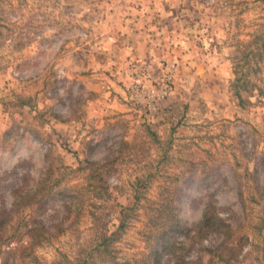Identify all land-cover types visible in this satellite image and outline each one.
<instances>
[{
    "label": "rangeland",
    "instance_id": "rangeland-1",
    "mask_svg": "<svg viewBox=\"0 0 264 264\" xmlns=\"http://www.w3.org/2000/svg\"><path fill=\"white\" fill-rule=\"evenodd\" d=\"M262 43L264 0H0V262L264 264ZM138 61L175 65L156 115ZM207 208L230 238L197 228ZM171 212L189 234L162 237Z\"/></svg>",
    "mask_w": 264,
    "mask_h": 264
},
{
    "label": "trees",
    "instance_id": "trees-1",
    "mask_svg": "<svg viewBox=\"0 0 264 264\" xmlns=\"http://www.w3.org/2000/svg\"><path fill=\"white\" fill-rule=\"evenodd\" d=\"M258 39V37H257ZM264 52V43H262L258 49V54H259V58L260 61L263 62L264 64V59L262 58V53ZM238 82V80H237ZM244 86V85H243ZM235 88L238 89V85L235 84ZM237 99L239 100V103L242 104V95L240 92L236 93ZM140 185V182L137 181L136 182V187L135 188V193L133 195V198L135 200H137L138 197V186ZM130 207H124L123 209H121L120 213L122 216V220L121 222L118 224V226L116 227V229L114 231H112L109 234H104L101 239L99 244L97 245V250H99V253H108L109 252V247L117 242L119 240L120 234L124 231V229L127 226V220L129 218L128 216V212L130 211ZM215 220H212V217L210 216L209 212H208V208L205 209L203 216L200 220V222L197 225L198 229H202V228H207L208 230H210L211 232H216V233H220L221 235H223V237H225L226 239L230 238V233H231V229L229 227V225H227L226 223H224L219 217H214ZM8 221L10 220H2L0 219V237L2 238L4 236V232L8 226ZM170 222H171V227L169 230L165 231L162 235L163 238L167 237V233H180V234H189V231L184 232L183 229H181L179 227V222L177 219V216L174 214V212L170 213ZM193 231V230H192ZM21 234V233H20ZM19 234V235H20ZM26 236L27 238H29L30 243H29V248L32 246H38L41 244V234L37 233V230L35 229V227H26L25 231H23L22 233V237ZM170 236L168 235V238ZM11 238H16V235L14 236H10L8 239L11 240ZM11 243V242H9ZM165 247H163V249H165ZM14 252L12 251H7L6 254H12ZM159 252L157 250L154 249V251H152V263L151 264H159ZM7 261H1L0 264H6ZM53 264H91V262L86 259H76L75 261H70L66 256L61 257L60 259L56 260L55 262H53Z\"/></svg>",
    "mask_w": 264,
    "mask_h": 264
},
{
    "label": "built area",
    "instance_id": "built-area-1",
    "mask_svg": "<svg viewBox=\"0 0 264 264\" xmlns=\"http://www.w3.org/2000/svg\"><path fill=\"white\" fill-rule=\"evenodd\" d=\"M174 66L173 63H169L163 75L152 77L142 61L132 64L131 81L127 87L132 104L149 115H156L160 104L168 98L171 92Z\"/></svg>",
    "mask_w": 264,
    "mask_h": 264
},
{
    "label": "crops",
    "instance_id": "crops-1",
    "mask_svg": "<svg viewBox=\"0 0 264 264\" xmlns=\"http://www.w3.org/2000/svg\"><path fill=\"white\" fill-rule=\"evenodd\" d=\"M120 107V106H119Z\"/></svg>",
    "mask_w": 264,
    "mask_h": 264
}]
</instances>
